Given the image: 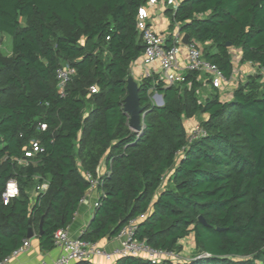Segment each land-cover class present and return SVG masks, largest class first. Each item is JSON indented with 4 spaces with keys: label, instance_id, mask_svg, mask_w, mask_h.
Listing matches in <instances>:
<instances>
[{
    "label": "trees",
    "instance_id": "trees-1",
    "mask_svg": "<svg viewBox=\"0 0 264 264\" xmlns=\"http://www.w3.org/2000/svg\"><path fill=\"white\" fill-rule=\"evenodd\" d=\"M146 1L0 0V37L11 45L8 57L0 51V261L27 238L29 222L40 250H51L89 188L84 173L96 177L104 161L98 205L80 239L111 238L142 216L136 238L154 248L181 252L179 242L193 234L197 255L163 264H264V0L166 5L171 32L187 33L227 81L238 57L254 72L224 99V85L197 70L171 85L142 77L134 131L124 98L145 48L136 17ZM62 64L75 74L60 91ZM203 82L210 91L201 99ZM154 91L162 105L151 102ZM197 115H205L204 134L191 139L185 120ZM32 140L41 150L25 156ZM10 182L17 192L6 197ZM43 182L46 190L32 194ZM112 264L156 263L129 256Z\"/></svg>",
    "mask_w": 264,
    "mask_h": 264
},
{
    "label": "built area",
    "instance_id": "built-area-1",
    "mask_svg": "<svg viewBox=\"0 0 264 264\" xmlns=\"http://www.w3.org/2000/svg\"><path fill=\"white\" fill-rule=\"evenodd\" d=\"M158 3V0H147L146 4L139 7L137 11L136 28L141 34L145 45L142 55L136 60L143 66L142 77L152 76L154 70L158 68L161 71V79L164 84L171 85L184 80L185 70H197L209 75L210 78H208V81L213 86L221 88L227 82L221 70L218 66L202 57L199 45L195 40L188 41L185 45L182 44V35L179 34L177 26L171 32L173 45L166 47L167 34L157 31L152 23L154 16L158 13L155 9ZM167 3L175 8L178 0H167ZM182 47L185 50L184 62L179 57V50ZM74 74L75 70L68 64H62L58 67L56 77L57 86L60 91L64 89ZM90 90L91 92H95L96 88L91 86ZM151 97L157 101L154 104H159V95L157 92L153 93ZM45 127V124H41L42 129ZM203 134L204 129L199 124L195 125L189 132L191 139ZM40 150L41 148L37 141L32 140L30 149L25 152V156H32ZM96 171V177L92 176L89 172L84 173L85 178L89 181V188L79 203L85 201L87 193L97 188L99 176L103 172L99 173L98 169ZM10 184L13 185L14 192L9 193L7 188L5 193L6 197L12 196L17 192L16 184L10 182L8 186ZM46 188L47 183L43 182L36 186L33 194L35 195L36 192L45 191ZM98 199L99 195L93 202L92 209L98 205ZM141 217L130 219L122 226L117 234L111 238V246L74 237L67 227L58 229L53 234V248L51 249L56 252L55 256L50 260L45 257L41 258L37 264H81L83 262L112 264L119 258L129 256L143 258L156 264H163L165 262L176 263L182 260H188L182 257L180 252L154 248L147 244L145 240L136 238L137 223ZM30 244L31 238H25L18 248L14 249L6 258L0 261V264H7L10 258L25 252ZM205 256H209V254L204 252L198 255V257Z\"/></svg>",
    "mask_w": 264,
    "mask_h": 264
},
{
    "label": "crops",
    "instance_id": "crops-1",
    "mask_svg": "<svg viewBox=\"0 0 264 264\" xmlns=\"http://www.w3.org/2000/svg\"><path fill=\"white\" fill-rule=\"evenodd\" d=\"M166 5L171 6V4L167 2L165 4L163 1H159L158 5L155 8L158 13L154 16V20L152 23H153L154 28L157 31L168 34L169 32H171V28L169 25V19L167 15L163 13ZM179 53H180L179 57L181 61L184 62L185 61V50L183 47L180 48ZM232 54L233 56H237L239 55V51L235 50L233 51ZM235 63H236L235 70H239L246 74L254 72V68L247 65L246 63L237 64V60ZM142 74H143V66L140 64L139 61H135L131 66V71H130L129 76H131L138 84L142 78ZM154 74L159 75L160 78L162 77L161 71L158 68L154 70ZM243 77L244 75H241L240 77L239 76L237 77V75H235L234 77H231L230 79H228L226 84H224V86L218 90L220 97L223 99L230 97L232 93V89L234 88V86L237 84L239 80H243ZM201 89L202 90L200 91L204 92V95H208L210 91V86L209 84L203 82V87ZM200 117H205V115H201ZM97 169L99 173L104 172L105 170L104 161L100 163ZM99 193H100L99 189L96 188L92 192L86 194V198L84 202L79 203V207L76 213L74 214V217L71 223L67 226L69 232L74 237H78L80 233L84 230L86 225L88 224L90 217H91L93 202L98 198ZM111 238L105 237L102 240H100L99 243L105 244L107 246H111L112 245ZM179 243H181V241ZM185 252L188 253V250H185ZM55 254L56 252L54 250L53 251L52 250H48V251L40 250L39 245H38V239L35 234L34 237L31 238V244L29 248L25 252L21 253L20 255L10 258L7 264H37L40 261V259L44 257L47 258L48 260L53 259Z\"/></svg>",
    "mask_w": 264,
    "mask_h": 264
},
{
    "label": "water",
    "instance_id": "water-1",
    "mask_svg": "<svg viewBox=\"0 0 264 264\" xmlns=\"http://www.w3.org/2000/svg\"><path fill=\"white\" fill-rule=\"evenodd\" d=\"M181 42L184 45L187 44L188 42L187 33L182 34ZM126 89H127V94L124 98V110L129 116L128 125L132 130L138 131L141 128L143 108L139 104L138 84L131 76L127 78ZM158 95H159V104L157 105H162L163 104L162 96L160 94ZM7 188H8V185H7ZM198 220L202 224H205V220L203 219L202 216H199ZM38 229H39V232H41V222L39 223ZM34 235L35 234L33 232V228L29 222L28 229H27V238H32L34 237Z\"/></svg>",
    "mask_w": 264,
    "mask_h": 264
},
{
    "label": "rangeland",
    "instance_id": "rangeland-1",
    "mask_svg": "<svg viewBox=\"0 0 264 264\" xmlns=\"http://www.w3.org/2000/svg\"><path fill=\"white\" fill-rule=\"evenodd\" d=\"M10 48H11L10 36L9 35H5V34L1 35V37H0V51H1L2 55L5 56V57H8L10 55V53H11ZM239 58L240 57L237 58L238 61H239ZM235 75H237V77L238 76L240 77L241 75H244V77H243V79H244L247 74L243 73V72H241L239 70H235L234 73H233V77ZM153 93H155V91ZM152 94H151V96H152ZM199 96H200L201 99H204L207 95H204V92L200 91ZM151 102L152 103H156L157 101H155L151 97ZM199 120H200V115H197V116H195L192 119H186L185 120V127H186L188 133L193 129V127L195 125L198 124ZM180 244L182 246V250L180 252V255L182 257H184V258H186L188 260H191V259L194 258L195 255H197V250L195 248V243H194V239H193V234L192 233H188L186 235V237L181 240ZM184 248H185V250H188V253L185 252Z\"/></svg>",
    "mask_w": 264,
    "mask_h": 264
},
{
    "label": "bare ground",
    "instance_id": "bare-ground-1",
    "mask_svg": "<svg viewBox=\"0 0 264 264\" xmlns=\"http://www.w3.org/2000/svg\"><path fill=\"white\" fill-rule=\"evenodd\" d=\"M8 192H9V193H13V192H14V189H13V185H12V184H10V185L8 186Z\"/></svg>",
    "mask_w": 264,
    "mask_h": 264
}]
</instances>
